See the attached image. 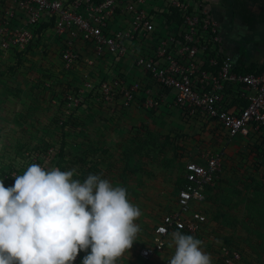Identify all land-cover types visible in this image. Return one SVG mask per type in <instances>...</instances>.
Returning a JSON list of instances; mask_svg holds the SVG:
<instances>
[{"label": "rangeland", "instance_id": "obj_1", "mask_svg": "<svg viewBox=\"0 0 264 264\" xmlns=\"http://www.w3.org/2000/svg\"><path fill=\"white\" fill-rule=\"evenodd\" d=\"M81 79L80 70L62 68L58 44L49 37L34 43L21 61L0 50V180L5 187L12 185L6 174L26 170L43 157L47 168L76 169L74 179L81 173L101 175L113 186L125 188L141 211L136 220L137 238L116 264H168L175 252L174 246L169 247L171 237L148 262L141 258L142 250L153 245L155 225L176 204L178 190L185 184V163L225 145L216 185L200 207L207 222L195 238L202 241L212 264H222L224 246L240 251L241 264H264V165L256 168L259 156L251 148L260 137L242 134L226 141L227 133L221 127L213 128L210 121L201 122L191 136L184 137L179 124L157 119L154 108L153 113L125 109L128 114L123 118L121 110L116 118L103 113L109 110H94L96 104L88 110L74 107L66 114L59 98L64 100L76 91ZM92 98L86 94V100ZM133 110L140 114L136 118L144 114L146 120L134 123L128 118ZM61 120L68 126L62 127ZM111 124H116L117 135L107 140L102 135L108 136L106 125ZM212 132H216V142L211 140ZM132 134L136 135L133 140L129 138ZM120 135L125 139L119 140ZM104 139L111 141L110 146Z\"/></svg>", "mask_w": 264, "mask_h": 264}, {"label": "built area", "instance_id": "obj_2", "mask_svg": "<svg viewBox=\"0 0 264 264\" xmlns=\"http://www.w3.org/2000/svg\"><path fill=\"white\" fill-rule=\"evenodd\" d=\"M171 7L179 10L181 22L167 21ZM47 37L58 44L66 72L78 70L82 61L84 68L110 58L122 60L121 66L132 60L131 66L140 71L130 80L126 72L96 79L82 70L79 88L65 95L66 114L91 101L157 110L164 90L186 118L213 121L230 139L264 134V72H234L236 58L224 54L219 23L202 1L172 0L159 13L149 0H0L1 51L24 57L31 45ZM86 94L93 98L86 100ZM225 156L221 148L185 163V184L176 205L155 225L153 245L142 250L143 258L162 251L173 231L203 228L207 216L200 207L209 187L216 185ZM35 163L46 167L47 161L43 157ZM16 175L21 172L13 170L5 177L13 185ZM221 250L226 264L241 259L236 249ZM86 255L80 252L74 264H82Z\"/></svg>", "mask_w": 264, "mask_h": 264}, {"label": "clouds", "instance_id": "obj_3", "mask_svg": "<svg viewBox=\"0 0 264 264\" xmlns=\"http://www.w3.org/2000/svg\"><path fill=\"white\" fill-rule=\"evenodd\" d=\"M74 174L33 163L12 186L0 180V264H74L82 251V264H116L132 248L141 211L127 190L98 174L83 182ZM201 245L172 232L168 264H212Z\"/></svg>", "mask_w": 264, "mask_h": 264}, {"label": "crops", "instance_id": "obj_4", "mask_svg": "<svg viewBox=\"0 0 264 264\" xmlns=\"http://www.w3.org/2000/svg\"><path fill=\"white\" fill-rule=\"evenodd\" d=\"M188 1L204 2L208 7L211 16L218 21L224 54H231L235 56L236 64H238V62H241L242 64H244L245 67H254V66L257 68L264 67V0H188ZM171 2L172 0H149L150 6L157 9L159 13L165 11L168 8V6H170ZM162 22H158V25L160 27L162 26ZM121 62L122 60L119 59H111V58L98 59L95 60V64L93 66L87 65L84 66L83 68L85 62L82 61L78 70H81L80 71L81 75H82V70H88V72H90L93 76H95L96 79H103L106 76L119 75L121 72H126L128 73L129 77H133V78H137V76H140V73L136 71L128 61H125L124 66H121L122 64ZM152 84H154V82H152ZM154 91H155V87H154ZM161 92H164L163 95L164 101L161 107L155 111V113H157L155 115H158L156 116L157 119L166 118V122L179 124V126L183 128V129L181 128L182 129L181 134H193L194 132L192 131L196 130L198 126H200V123L203 121L198 122L186 118L182 113V111L178 107L173 105L171 94L168 91H164V90H160V93ZM89 104L92 106L87 107V105H84L83 107H85V109L87 110L88 108L93 109V107H95V105L97 104L98 106H96L94 110H98L99 108H102L103 111L109 110L107 112H103V111L100 112H103L105 114L107 113L109 117L114 116L116 118H119L118 116L122 114L121 112L124 113V115L121 116L122 118L127 117L128 113L127 110L125 109L140 108L142 110H146V108L140 104H133L130 107H123V105L120 102L105 103L101 101L100 102L91 101V103ZM138 115L140 114L137 111L133 110V112H131V114L128 115V118H133L135 121L134 123L140 120H143V122L144 120H146V118H143L144 114L139 116V118H136ZM145 115L147 114L145 113ZM111 119L113 121L115 120L113 117H111ZM210 124L213 127V124L215 125L217 123L210 121ZM115 125L116 124H111L109 127L106 125V128H110L106 132L108 136L105 135L102 136L106 137V139L108 140V138H111L110 136L117 135V129H115L116 128ZM103 127L105 128V126ZM212 135H211L212 137L211 140H214V142H216L217 135L213 133ZM255 135L258 136V134ZM132 136L134 137L130 136L129 138L132 140L136 138L135 134H132ZM118 137L119 140L120 139L123 140V138L125 139L123 135H120ZM106 139H104V141H107ZM110 142L111 141H109L106 145L110 146ZM224 149L226 151V148ZM104 150L105 149H103L102 151Z\"/></svg>", "mask_w": 264, "mask_h": 264}, {"label": "trees", "instance_id": "obj_5", "mask_svg": "<svg viewBox=\"0 0 264 264\" xmlns=\"http://www.w3.org/2000/svg\"><path fill=\"white\" fill-rule=\"evenodd\" d=\"M166 17H167V21L168 22H170V20L171 19H173V20H176V21H178V22H181V20H182V17H181V15H180V12H179V10L178 9H176V8H174V7H171L170 8V12L168 13V14H166ZM39 41L37 40V42L36 43H38ZM34 46V44L33 45H31L30 47H29V49L30 48H32ZM28 49V50H29ZM14 57H16L19 61H21V58L23 57V55H22V53H13L12 54ZM233 70H234V72H237V73H243V74H245V73H251V72H256V73H260V72H264V67H260V68H257V67H245L244 66V64H242L241 62H238V64H236L235 66H234V68H233ZM234 100H235V98H234ZM233 100V101H234ZM235 101H237V99L235 100ZM64 103H65V99L63 100L61 97L59 98V104H61L62 106H64ZM244 104H245V102H244ZM150 112H154L155 110L154 109H148ZM212 122V121H211ZM65 124V125H64ZM65 126L67 127L68 126V122H64L63 123V126L62 127H64L65 128ZM221 126L220 125H214L213 124V128H220ZM213 131H215V129H213ZM213 134H215L216 135V132H212ZM183 136L184 137H187V136H191V134H183ZM214 137H216V136H214ZM258 137H260V142L259 143H257V142H254L253 144L254 145H252L251 146V148H252V150H254L255 152H256V154L259 156V159L257 160V162L255 163L256 164V168L258 169L261 165H264V134H258ZM176 138H178V136L176 137ZM218 138V137H217ZM229 139H230V137H229V135L228 134H226V138L224 139V140H226V141H229ZM226 145L228 144V142H226L225 143ZM224 148H226V146L224 145L223 146V149ZM63 146H62V148L60 149V152H59V157H64V155H63ZM59 167V169L61 170V171H64V168L63 167H61V165H59L58 166ZM185 169V168H184ZM16 170V169H15ZM25 170H21V171H19V172H21V175H22V173L24 172ZM12 172V171H11ZM11 172H9V173H11ZM79 180H83V179H86V175L85 174H83L82 175V173L80 174V176H78L77 177ZM12 186V185H11ZM213 187H209V190L210 189H212ZM207 200H208V198H207ZM206 203H207V201H206ZM205 203V204H206ZM163 217V216H162ZM205 225V224H204ZM203 229V228H202ZM201 229V230H202ZM200 230V231H201ZM177 231H180V232H182L183 234H186V235H192L193 237H196V234H198L200 231H198V232H195V233H189L188 231H186V230H177ZM174 232V231H173ZM170 237H171V235H170ZM229 247V246H228ZM231 250H232V248L231 247H229ZM240 252V251H239ZM141 256V255H140ZM141 258L142 259H144V261H146V262H148L147 261V259H145V258H143L142 256H141ZM221 261H222V264H226L225 263V261L223 260V259H221ZM241 261H242V258L237 262V264H241Z\"/></svg>", "mask_w": 264, "mask_h": 264}]
</instances>
